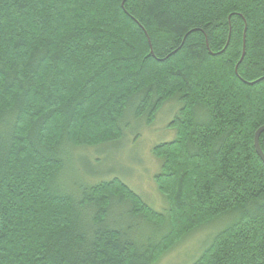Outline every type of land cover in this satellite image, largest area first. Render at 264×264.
I'll return each instance as SVG.
<instances>
[{"label":"trees","instance_id":"trees-1","mask_svg":"<svg viewBox=\"0 0 264 264\" xmlns=\"http://www.w3.org/2000/svg\"><path fill=\"white\" fill-rule=\"evenodd\" d=\"M171 99L163 211L89 183L110 174L62 185ZM263 125L264 0H0V264H156L223 218L191 264H264Z\"/></svg>","mask_w":264,"mask_h":264},{"label":"rangeland","instance_id":"rangeland-1","mask_svg":"<svg viewBox=\"0 0 264 264\" xmlns=\"http://www.w3.org/2000/svg\"><path fill=\"white\" fill-rule=\"evenodd\" d=\"M180 107L181 104L180 102L178 104L177 100H168L152 125L145 123V120L142 123L129 118L124 140L98 149L96 147L79 149L76 152L78 158L70 160L64 174L61 175L62 185L65 184L68 188L73 180L76 182L83 180L84 173L110 174L91 177L89 183L117 176L154 209L163 211L166 202L155 181V175L161 169V160L154 154V148L157 144L176 137L177 130L170 123ZM76 170H79V174ZM230 221L231 218H223L192 231L167 251L156 264H191L205 250L213 236Z\"/></svg>","mask_w":264,"mask_h":264},{"label":"water","instance_id":"water-1","mask_svg":"<svg viewBox=\"0 0 264 264\" xmlns=\"http://www.w3.org/2000/svg\"><path fill=\"white\" fill-rule=\"evenodd\" d=\"M263 133H264V125L261 126L255 134V147H256L257 153L260 155L261 159L264 162V151L260 143V138Z\"/></svg>","mask_w":264,"mask_h":264}]
</instances>
